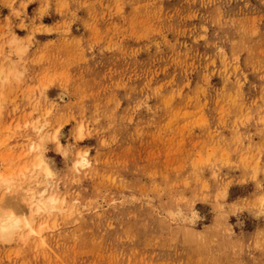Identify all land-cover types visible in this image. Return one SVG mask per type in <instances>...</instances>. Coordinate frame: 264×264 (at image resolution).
Segmentation results:
<instances>
[{"label":"rangeland","instance_id":"obj_1","mask_svg":"<svg viewBox=\"0 0 264 264\" xmlns=\"http://www.w3.org/2000/svg\"><path fill=\"white\" fill-rule=\"evenodd\" d=\"M0 177V264H264V0H0Z\"/></svg>","mask_w":264,"mask_h":264},{"label":"bare ground","instance_id":"obj_2","mask_svg":"<svg viewBox=\"0 0 264 264\" xmlns=\"http://www.w3.org/2000/svg\"><path fill=\"white\" fill-rule=\"evenodd\" d=\"M59 96L62 99H64L63 97H65V93L62 91L59 93ZM29 147L31 150H33L37 147L39 148L40 143L30 144ZM35 158H36V160L34 162V166H36L37 169L39 168V170L43 173L44 176H50L52 174L51 168L49 167L47 162L44 160L42 155L38 154L37 156H35ZM76 163L78 165L82 166L85 163H87V159L84 157V155H82L79 159L76 160ZM0 178H1L0 180L2 181V177H0ZM5 181H9V180L5 179ZM5 181L3 180V183L5 184V186L7 188L10 185V182L8 185V182L6 183ZM0 184H1V182H0ZM28 190H29V193L27 192V194H24L25 200H26L24 206H21V204L19 203V205H16L13 208V210H11L10 212L8 211V213H4V210L2 212L0 209V231L2 233L6 234V233L13 232L15 229H17L20 226L21 222H23V224L26 227L31 226V223L35 219V216H32V217L30 216L28 219V218H26V216L24 215V212H23V217H21L19 215V213L22 211L23 207H26L30 211L32 210L33 212H35L39 215L43 211H47V210H49V208H53L54 204H56L57 200L54 198L53 195H50V196L45 198L50 205L47 204L46 200L43 197L44 194L47 192V185H46V180L44 177L40 178V182L36 183L35 188H29V189H27V191ZM18 193L19 192H17V194ZM26 195H28V196H26ZM1 200H2V198H1ZM8 200H6L8 203H12ZM6 201H3V202L0 201V202H1V204H6L5 203ZM51 205H52V207H50ZM29 232H32V229H30Z\"/></svg>","mask_w":264,"mask_h":264}]
</instances>
